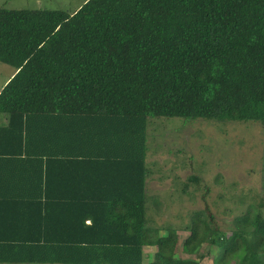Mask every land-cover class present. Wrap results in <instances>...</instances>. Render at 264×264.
Returning a JSON list of instances; mask_svg holds the SVG:
<instances>
[{
    "label": "trees",
    "instance_id": "obj_1",
    "mask_svg": "<svg viewBox=\"0 0 264 264\" xmlns=\"http://www.w3.org/2000/svg\"><path fill=\"white\" fill-rule=\"evenodd\" d=\"M0 63L16 71L0 90V264H264L252 186L220 195L221 228L200 175L176 184L203 190L176 228L191 259L171 226L152 228L158 199L147 207L157 122L264 127V0L0 7Z\"/></svg>",
    "mask_w": 264,
    "mask_h": 264
},
{
    "label": "rangeland",
    "instance_id": "obj_2",
    "mask_svg": "<svg viewBox=\"0 0 264 264\" xmlns=\"http://www.w3.org/2000/svg\"><path fill=\"white\" fill-rule=\"evenodd\" d=\"M86 0H0V7L7 10H54L73 13ZM14 74V68L0 63V90ZM0 119L3 117L0 115ZM156 123L148 131L149 159L157 164L150 169L153 174L147 182L148 204L152 199L159 201V216H150L152 228L163 225L171 226L179 236L178 257L181 260L191 259L180 251L183 240L188 233L176 230L177 227L189 222L190 211L204 207L203 190L194 191L190 188L191 197L182 196L175 188L176 184L187 177L200 175L209 187L206 202L221 228L230 220L222 213L225 206L233 205L229 200L222 201L220 195L233 187L236 193L242 186H252L257 189L264 202V127L261 125L226 124L220 125L205 121H188L170 119ZM153 136V138H152ZM201 170V171H200ZM254 171V172H253ZM221 177V178H220ZM232 184V185H231ZM151 228V226H149ZM167 231H160L166 235ZM203 250L205 246H203ZM202 250V251H203ZM153 249L145 248V254ZM210 258L204 259L201 264H213ZM146 264V259L143 260Z\"/></svg>",
    "mask_w": 264,
    "mask_h": 264
},
{
    "label": "crops",
    "instance_id": "obj_3",
    "mask_svg": "<svg viewBox=\"0 0 264 264\" xmlns=\"http://www.w3.org/2000/svg\"><path fill=\"white\" fill-rule=\"evenodd\" d=\"M15 72H16V71L14 70V74H15ZM14 74H13V75H14ZM13 75H11V77H12ZM9 79H10V78H9Z\"/></svg>",
    "mask_w": 264,
    "mask_h": 264
}]
</instances>
